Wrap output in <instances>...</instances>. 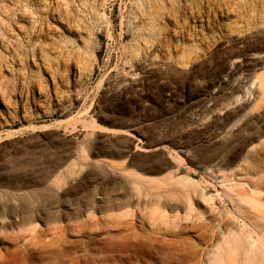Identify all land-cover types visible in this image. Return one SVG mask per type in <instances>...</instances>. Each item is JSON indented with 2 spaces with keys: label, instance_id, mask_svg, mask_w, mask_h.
<instances>
[{
  "label": "rangeland",
  "instance_id": "374dc122",
  "mask_svg": "<svg viewBox=\"0 0 264 264\" xmlns=\"http://www.w3.org/2000/svg\"><path fill=\"white\" fill-rule=\"evenodd\" d=\"M252 240L264 0H0V264H256Z\"/></svg>",
  "mask_w": 264,
  "mask_h": 264
},
{
  "label": "bare ground",
  "instance_id": "6f19581e",
  "mask_svg": "<svg viewBox=\"0 0 264 264\" xmlns=\"http://www.w3.org/2000/svg\"><path fill=\"white\" fill-rule=\"evenodd\" d=\"M97 125L100 126V124L98 123ZM224 194L228 195L229 191L225 189ZM21 220H24V219H21ZM242 252H243V255L250 256V259L255 261L256 264H264V250L261 249V247L259 246V243L254 242V240L250 242H246V244L242 248ZM58 257H57L58 264H65V262H68L67 254L65 252L62 253L61 257L59 258Z\"/></svg>",
  "mask_w": 264,
  "mask_h": 264
}]
</instances>
